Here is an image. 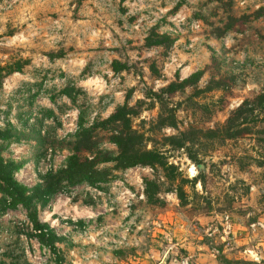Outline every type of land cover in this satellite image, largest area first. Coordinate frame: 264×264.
<instances>
[{"label":"rangeland","instance_id":"374dc122","mask_svg":"<svg viewBox=\"0 0 264 264\" xmlns=\"http://www.w3.org/2000/svg\"><path fill=\"white\" fill-rule=\"evenodd\" d=\"M260 6L264 0H232L230 13ZM223 11L206 0H0V65L29 61L0 82V128L9 123L24 134L2 156L21 163L14 176L29 189L64 167L79 116L86 125L105 119L129 91L128 103L138 112L132 126L147 132L156 129L159 112L149 91L203 71L196 85L165 97L177 126L153 132L157 139L189 127L212 128L243 101L254 109L239 122L247 133L198 146L200 171L184 150L167 152L182 177L202 174V181L184 186L185 205L159 169L133 167L112 170L114 177L100 188H69L39 208L38 219L62 238L56 247L64 264H264V103L258 104L264 93V17L216 37ZM155 32L170 35L173 43L147 48L144 39ZM115 60L130 69L113 73ZM39 83L42 90L32 96ZM67 83L80 91L74 100L49 98ZM207 86L216 88L195 94ZM44 109L54 115L45 117ZM43 116V126L35 129ZM98 129L94 137L103 159L116 147ZM144 177L160 183V203L145 199ZM28 232L23 208L0 215V264L11 258L54 264L55 255Z\"/></svg>","mask_w":264,"mask_h":264},{"label":"trees","instance_id":"16d2710c","mask_svg":"<svg viewBox=\"0 0 264 264\" xmlns=\"http://www.w3.org/2000/svg\"><path fill=\"white\" fill-rule=\"evenodd\" d=\"M206 1L217 3L225 10L223 11L225 18L222 27L218 29V34L214 33L216 37H222L235 28L236 30L240 29V26L243 24L264 17V6H260L250 13L236 16L230 13L232 0ZM173 41L174 38L170 35L157 32L152 33L144 39L147 48L155 46L167 48ZM28 62V60L21 59L13 63L0 65V82L14 72H22L23 67ZM110 67L111 71L115 74L130 69L127 63L116 60L112 61ZM150 70L153 75L159 76V72H157L153 64L150 65ZM202 74L203 71L198 70L182 80L176 77V80L169 82L158 93L149 91V94L146 96L151 98V102H153L151 106H153L154 102L158 104L159 112L155 121L156 129H149L147 130L148 133L138 131L132 126V118L138 112L128 103L130 91L127 93L125 101L117 105L113 112L105 119H97L91 125H86L83 117L79 116L78 130L71 140L68 141L71 153L67 158L66 164L56 171H49L44 177L43 183L31 189L17 181L14 176L21 163L9 159L6 160L2 156V149L13 140H20L24 134L17 131L9 123L4 128H0V215L5 214L7 211L16 210L19 207L23 208L26 212L27 223L33 231L28 232L27 236H35L40 244L46 246L55 255L54 264H64L57 254L56 247V243L61 241L62 238L56 235L46 223L38 219V210L39 208H44L56 195L68 191L69 188L82 184L100 188L101 184L108 182L114 177L112 170L124 171L133 167H149L161 171L162 178L164 177V181L169 185L168 188L174 190L180 201V205H185L187 203V193L184 190V186L189 185L193 187L196 182L202 181V174H198L192 179L182 177L178 167L168 160L167 152L182 149L192 163L198 166L200 164V160L197 157L198 146H201L204 142H211L216 139H233L243 133H247L249 129L241 128V123L239 122H244L246 120L244 114L253 112L254 110L252 107H247L249 104L247 101H243L224 122H216L212 128L203 131L189 127L176 135L160 134L159 139H157L153 135V132L159 135L163 128H175L177 126L175 110L169 107L165 97H171L177 92L184 93L186 88L197 84ZM42 84L39 83L36 86V91L32 96L42 90ZM214 88L207 86L204 89H195V94L199 95L204 91H210ZM79 92L76 87L67 83L57 93L49 94V98L55 100L56 96H66L74 100ZM263 103L264 93L258 95V104L262 105ZM44 111L45 117L54 115L51 109H44ZM44 116L36 118V123L40 125L35 129H40L43 126ZM96 129L109 134V141L116 147L115 154L100 159L99 156L102 152L98 149V143L94 137ZM42 130L44 128L41 129V133L44 132ZM48 136L49 134L47 133L44 140L41 137L43 145L49 141ZM148 144H151L150 148L147 147ZM102 162H111L112 166L110 168L99 167ZM143 184V195L147 202L160 203L157 197V194L161 191L160 183L155 179L144 177ZM24 262L26 263V260ZM1 264L20 263L15 258H11L9 262L1 261Z\"/></svg>","mask_w":264,"mask_h":264},{"label":"water","instance_id":"95a60500","mask_svg":"<svg viewBox=\"0 0 264 264\" xmlns=\"http://www.w3.org/2000/svg\"><path fill=\"white\" fill-rule=\"evenodd\" d=\"M204 168V166L203 165H199L198 167H197V169L200 171V170H202Z\"/></svg>","mask_w":264,"mask_h":264},{"label":"built area","instance_id":"2783aa9c","mask_svg":"<svg viewBox=\"0 0 264 264\" xmlns=\"http://www.w3.org/2000/svg\"><path fill=\"white\" fill-rule=\"evenodd\" d=\"M2 120H3V119H2V117H1V118H0V123H2Z\"/></svg>","mask_w":264,"mask_h":264}]
</instances>
